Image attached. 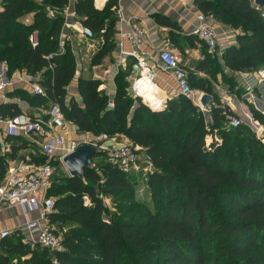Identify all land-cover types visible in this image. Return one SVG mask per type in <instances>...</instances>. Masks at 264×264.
<instances>
[{"label":"trees","instance_id":"16d2710c","mask_svg":"<svg viewBox=\"0 0 264 264\" xmlns=\"http://www.w3.org/2000/svg\"><path fill=\"white\" fill-rule=\"evenodd\" d=\"M117 1L108 0L102 10L94 7V0L73 2L76 21L103 39L93 65L115 48ZM192 1L198 13L236 32L235 46L204 56L196 69L204 77L188 73L190 88L212 97L209 123L182 95L168 100L165 109L150 110L141 99L128 96L127 74L121 71L111 100L99 90L97 79L80 77L76 89L81 104L73 97L66 102L76 61L68 42L63 54L58 49L66 21L62 12L70 0H0V64L6 63L7 76L14 71L40 75L45 91L43 97L20 92L22 100L37 107L57 104L78 133L123 136L152 166L145 177L148 203L136 198L131 175L103 154L95 158H105L102 163L92 161L93 169L84 171V181L53 179L47 192L54 197L49 221L61 250L24 243L16 232L0 241V264H52L53 258L58 264H264V135L259 139L240 126L227 130L228 116L236 115L221 105L210 81L219 68L230 83L235 74L264 67V19L251 0ZM46 8L56 11L53 19ZM29 14L33 21L26 25L20 19ZM154 19L160 26H174L162 16ZM34 33L33 46L29 38ZM235 88L233 94L241 99L236 82ZM249 110L264 127V114ZM20 114L18 106L0 104L1 119ZM44 162V157H34V164ZM7 170L8 162L0 157V183ZM101 196L114 200V212Z\"/></svg>","mask_w":264,"mask_h":264},{"label":"crops","instance_id":"0c3cea01","mask_svg":"<svg viewBox=\"0 0 264 264\" xmlns=\"http://www.w3.org/2000/svg\"><path fill=\"white\" fill-rule=\"evenodd\" d=\"M36 1L40 3L42 0ZM70 2V5L62 12L63 14L68 13L69 16L66 18L63 34L65 35L67 42L71 45L73 54L76 57L78 51L75 46H73V43H75L78 39H84L85 41H92L93 39L83 38L79 34L78 31L83 26L76 21L77 18L73 9L74 0H70ZM107 2L108 0H94L93 4L96 9L102 10ZM118 8L123 11L124 15L135 17L137 19L136 21L145 31V41L138 50V54L140 58L143 57L147 61V65L151 69L153 77L152 80H150L149 77L146 78L144 75V79H142L138 84L139 90L137 91L132 89L134 95L141 99L143 103L151 101L152 103H155L158 108H160L161 106H164L163 103H167L168 100L178 96L171 76L161 73L158 69L159 62L157 58V49L164 43L168 42L170 47L179 54L182 64L187 69L188 73L193 72L197 73L198 76H205L196 69L204 60L207 50L197 37L189 35V32L196 25L195 17L198 14L192 0H118L116 9L114 10L115 31L112 40L115 45L114 50L100 63L96 65L88 64V67L95 73L91 77L87 75L81 76L82 74H80V70L76 67L74 79L67 90L68 96L66 102L73 97L79 104H81V99L77 95L76 89L77 81L80 77L92 79H99L101 77L99 79L101 81L99 89L102 90V92L107 95L110 100L114 97L116 92L114 78L120 71L127 74L126 80L128 81L129 86H133L132 83L136 79L137 75H132V71L129 70V66L133 63L137 64V59L133 54L134 50L124 38V34L126 33L125 30L123 29V31H121L117 23L116 10ZM156 15L169 19L174 26L164 27L158 25L154 19V16ZM20 21L26 25L32 24L33 14L22 17ZM212 26L217 32V42L218 46L220 45V47H218L220 51L228 46L236 45V32L234 33V31L215 21L212 22ZM221 35L224 37L221 38ZM101 44H103V39L101 40ZM93 55L94 53H90L89 55L86 53L85 57H93ZM85 70L86 69L84 68L83 72H85ZM259 70L264 71V67ZM1 71L5 74L6 85L3 90L0 91V104L16 105L19 107L22 114H26L31 118L39 117L46 121L48 119L46 111L49 109L51 103L47 102L45 106L37 107L34 103H28L22 100V96L19 94L20 92H24L30 96H34L31 93L29 86L31 83L39 84L41 76L37 75L33 77L24 71H14L10 76H7V65L5 62L0 64V73ZM224 73L229 74L230 71L224 69ZM98 75L100 77H98ZM234 77L236 85L242 93V98L240 100L242 103L250 102L248 99L243 100V81L238 74H235ZM193 91L195 92V96L197 98H201V96L205 94L204 92H200L198 90ZM197 91L199 94H196ZM220 92L224 94V91ZM149 96H151V98H149ZM227 97L232 99L235 95L231 94V96ZM200 98L197 100L198 102ZM257 103H261V106L264 107L263 100L257 101ZM145 105L147 106V104ZM135 107L136 105L134 108ZM150 110H152L151 107ZM202 112H204V110H202ZM205 117L207 116L205 115ZM206 122L209 123L210 119L209 121L206 120ZM65 126L64 131L68 140L75 139L78 136L76 128L69 123H66ZM8 138H12L13 141L9 142L7 140ZM116 139L118 142H128V140L123 136H116ZM208 139L207 142L209 143L212 139ZM43 141L44 137L40 133H35L29 138H24L21 135L8 137L5 133V123L2 122L0 124V157H4L6 159L8 162V168L14 167L20 162L33 163L34 157H42L39 150V144ZM13 149H15V151H12ZM11 155H15L14 159H10ZM59 155L60 153L57 154V156ZM53 166L54 174L57 172L61 174L62 178L63 176L68 177L66 176L67 172L63 167L62 162L58 159L53 162ZM37 219H39V213L23 212L19 206H5L0 210V233L4 231H10L12 234L19 232L23 237L22 240L24 243H35L38 232H27L24 230V227L27 223Z\"/></svg>","mask_w":264,"mask_h":264},{"label":"built area","instance_id":"2783aa9c","mask_svg":"<svg viewBox=\"0 0 264 264\" xmlns=\"http://www.w3.org/2000/svg\"><path fill=\"white\" fill-rule=\"evenodd\" d=\"M49 19H53L56 11L51 8L45 9ZM68 18V13L63 14ZM264 19V12L261 14ZM116 19L120 30H125L124 38L134 50L133 54L137 59L139 71L136 79L133 81V89L137 79L142 77L144 72L152 80L153 73L143 57H139L138 50L145 41V31L136 21L135 17L126 16L121 9L116 10ZM196 25L189 32V35L197 39L205 46L209 55L217 53V32L212 26V19L198 13L195 17ZM79 34L86 39H93L94 35L89 28L81 27ZM65 35L62 33L59 38L58 53H64ZM30 43L36 44V34L29 38ZM157 58L159 62L158 69L161 73L171 76L174 81L178 95L188 98L195 97V92L190 88L188 83V71L183 66L181 58L169 43H164L157 49ZM52 56L48 57L51 60ZM264 71L258 70L252 73H238L243 81L244 94L249 95L250 101H262V98L255 96V88L264 85ZM5 74L0 73V91L6 85ZM29 89L33 95L43 97L45 91L37 83H31ZM200 97L197 98V100ZM229 100V98H227ZM228 102V101H227ZM261 106V104H260ZM112 103H108V108H112ZM264 111V107L261 106ZM48 119L46 121L39 117L31 118L26 114H20L11 119L4 120L0 118V124L5 123V133L8 137L18 135L29 138L35 133H40L44 141L39 144V150L42 157L45 158L43 164L20 162L14 167H9L3 181L0 183V210L5 206H19L23 212L39 213V219L27 223L24 230L27 232L37 231L38 235L35 240L41 248L57 252L61 250V239L54 232V227L49 221V215L54 210V198L47 196V192L52 186L54 176L53 162L58 159L60 162L63 157L72 153L80 145H91L96 147L101 154L105 155L110 163H113L122 173L135 176L143 173H150L152 166L144 157L143 160L138 156L139 149L134 148L129 142H118L116 136L109 137L107 134L92 135L78 133L73 140H68L65 135V120L60 107L57 104L50 105L46 111ZM241 122L237 116H228L227 127L237 128ZM60 153L59 156L57 154ZM10 231L0 233V239L11 236ZM52 264H58L55 258Z\"/></svg>","mask_w":264,"mask_h":264},{"label":"rangeland","instance_id":"374dc122","mask_svg":"<svg viewBox=\"0 0 264 264\" xmlns=\"http://www.w3.org/2000/svg\"><path fill=\"white\" fill-rule=\"evenodd\" d=\"M251 1H253V0H251ZM259 11H261V10H259ZM261 13L263 14L262 11H261ZM235 35H236V33H235ZM223 37L224 36L221 35V38H223ZM101 40L102 39L99 35H95V37L93 38L92 41H85L84 39H78L75 41V43H73V46H75V48L78 51L77 56L76 57L74 56V57L76 58L75 61L77 60L76 61V67L78 70H80V74H82L81 76L87 75V76L91 77L93 74H95L94 71H92L91 68L88 67V64L93 65V63H92L93 57L87 56V58H86L85 54L87 53V55H89L90 53L91 54L97 53V51H99V49L102 47ZM65 41L67 42V40H65ZM218 47H220V45ZM218 47H217V53H218V51H220V49ZM209 56L212 57V55H209ZM84 68L86 69L85 72H83ZM211 69H213V67ZM217 72H218V74H217L215 80L210 79V81H211V85H213V89H214L215 93L218 95L220 102L222 103L221 105L229 107L230 110L240 119V122H241L240 127L247 128L251 133H254L257 136V138L261 139L262 136L264 135V127L257 120H254V118L252 117L250 110H249V109H253L259 115L264 114V111H262L263 108L260 106L261 103H256L255 101L242 103L238 94L235 95L234 98L227 100V98H229L227 96H231V94H233L234 91L236 90L235 82L234 81L233 82L230 81V83L225 82V77L221 75L222 73H221L220 68L217 69ZM252 74H253V72H252ZM99 75H98V77H100ZM116 76H115V78H116ZM217 77H218V81H217ZM115 78H114V83H115ZM99 79H97V80L100 82V86H101V81ZM100 86H99V88H100ZM132 89H133V86L130 85L127 88V94L132 99H135L137 96L134 95V92H132ZM100 91H102V90H100ZM220 91H224V94H222ZM196 94H199V92L197 91ZM255 96H257L258 98H262V100L264 101V85H261V86H258L257 88H255ZM189 99L194 106H196L200 109V104L197 101L196 96L190 97ZM143 104H147V103H143ZM163 104H164V106L163 107L161 106V107H162V109H165L166 103H163ZM208 111L209 110L207 109L203 112L207 116V117H205V120H207V121H209V119H210L208 114H207ZM132 112H134V106L131 108L129 115L127 116L128 120L131 119ZM247 119H249V120H247ZM225 128L227 130H229V128L227 127V124L225 125ZM130 145H132V144L130 143ZM138 156L140 157L141 160L144 159L143 153H141V152L138 153ZM104 159H102V160L101 159H94L93 162L98 165L99 163H102L104 161ZM147 174H149V172L148 173L142 172L141 174L130 177L132 180L135 181V184H136V198L145 202V203L149 202V196L147 194L146 187H145V177L147 176ZM66 176H68L67 173H66ZM63 177H65V176H63ZM61 178H62L61 174L55 172L54 181H56V180L59 181V179H61ZM54 196H56V195H54ZM101 198H102L104 204L110 209V211L114 212V200L108 196H101ZM32 244H34V243H32ZM31 247H33V245Z\"/></svg>","mask_w":264,"mask_h":264},{"label":"water","instance_id":"95a60500","mask_svg":"<svg viewBox=\"0 0 264 264\" xmlns=\"http://www.w3.org/2000/svg\"><path fill=\"white\" fill-rule=\"evenodd\" d=\"M252 4L255 8L264 12V0H253ZM139 71V67L137 64L132 66V75H137ZM249 99V95L246 94L243 96V100ZM212 102V97L203 94L199 100L200 110H207L210 108V104ZM148 106V105H147ZM149 107V106H148ZM150 108V107H149ZM152 111H158L159 109H153ZM249 120V119H247ZM101 155V152L91 145H80L78 146L72 153L66 155L62 159L63 167L65 168L68 177L70 178H78L81 181H84V171L91 170L94 167L93 159L97 158Z\"/></svg>","mask_w":264,"mask_h":264},{"label":"bare ground","instance_id":"6f19581e","mask_svg":"<svg viewBox=\"0 0 264 264\" xmlns=\"http://www.w3.org/2000/svg\"><path fill=\"white\" fill-rule=\"evenodd\" d=\"M144 75H145L146 78H147V77L150 78V76H148L147 73L144 72V74L142 75V77H140V79H138L137 83L135 84V90H137V91L139 90V85H138V84H139V82H140L142 79H144ZM149 98H151V96H149ZM147 105L150 106V107L153 108V109H159L158 106H157L155 103H152L151 101H148Z\"/></svg>","mask_w":264,"mask_h":264}]
</instances>
